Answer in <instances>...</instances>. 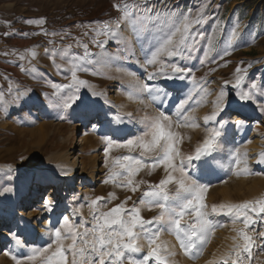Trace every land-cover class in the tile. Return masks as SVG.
<instances>
[{
    "label": "rangeland",
    "instance_id": "1",
    "mask_svg": "<svg viewBox=\"0 0 264 264\" xmlns=\"http://www.w3.org/2000/svg\"><path fill=\"white\" fill-rule=\"evenodd\" d=\"M124 5L135 6L143 13L136 19L140 39L126 20L122 19L120 28H115L117 18L123 17ZM132 10L130 7L129 11ZM201 11L205 22L192 27L193 34L203 35L197 37L198 42L190 54L172 58L162 56L160 62L146 65L150 46L160 39L159 25L145 33L141 24L148 19L149 13L152 19L168 18L170 25L172 18L182 20L183 15L189 13L194 21ZM40 18L44 23H27ZM104 22H111L113 30L118 32L115 39L104 35L97 37L94 30L102 28ZM209 37L214 48L205 56ZM96 39L104 40L105 46H97ZM85 45L87 52L95 56L85 57ZM225 52L228 54L224 55ZM171 64L190 69V72L174 75ZM81 65L87 70H78L77 76L87 81V85L80 87L78 95L85 103L65 108L63 101L74 94V89L54 88L53 84L70 85V69ZM238 68L241 69V83L236 86ZM156 72L160 74L150 82L147 73ZM180 75L184 77L180 78L182 86L171 88L169 82ZM253 82L257 84L253 90L255 99L244 102L251 108L250 114L230 119L227 114L235 111V93L248 91ZM145 85L159 91L151 94L141 91ZM222 89L228 92V107L221 118L244 121L245 125L237 128L229 123L217 141L219 146L208 153L211 156L205 154L200 160H193V167L189 169L194 179L208 185L203 210L209 213L216 227L202 253L195 258L184 252L173 232L167 228L162 230L175 235L177 247L168 252L174 255L161 252L169 264H224L225 260L231 264L236 258L235 246L243 244L238 230L244 228V223L242 218L234 222V217L220 206L264 198V163H257L264 154V112L260 111L264 107L263 0H257L252 7L245 0H0V209L9 206L11 211L10 216H4L0 210V264H18V261L44 264L42 256L35 260L23 258L48 245L51 248L44 256L50 257L56 249V228L62 230L66 264H72L69 233H83L86 226L91 227L93 207L106 212L131 197L127 200V208L135 203L141 207L145 219L157 215L158 209L149 210L139 205L147 183L132 192L119 186L122 176L118 182H105L110 170H119L118 166L113 168L116 157L138 155L139 150L129 153L128 149L113 146L106 156L107 142L103 138L107 136L122 143L142 136L150 120L164 112L171 118V130L181 137L176 145L180 153L176 157L179 165L181 159L194 156L195 149L209 136V130L217 127L215 122H206L204 117L213 112V102ZM153 95L157 100L152 99ZM88 98L93 101L92 107L86 103ZM181 100L188 101L182 109L186 110L187 120L178 125L177 105ZM113 120L117 123L111 128ZM79 137H89L91 142L78 145ZM253 143H257L260 150L257 159L251 155ZM73 158L79 161L77 174L68 178ZM236 158L242 161L239 166L235 164ZM145 163L151 167L152 161L145 158ZM91 171L93 178L87 181ZM48 172L62 177L57 186H53L50 177L44 178ZM23 175L30 179L27 199L14 201L10 206L2 193L6 188L15 195L21 191ZM165 176L164 167L157 166L151 174L149 169H142L135 179L156 184ZM51 186L54 193L48 200L52 208L49 211L44 198ZM176 187L173 182L167 189L174 192ZM110 193H115V197H110ZM97 197L104 201L91 206V201ZM213 206L217 209L215 213ZM68 207L73 211L71 215ZM250 215L256 223L245 231L253 238L254 245L250 250L251 258L243 254L244 264H264V237L260 236L264 232V214ZM64 216L69 218L68 226L63 223ZM24 218L29 227L39 219V224L30 228L34 230L31 237L22 231ZM192 219L190 213L186 214L182 223ZM160 237L161 233L158 244ZM139 243L143 245L141 252L132 254L136 260L142 259L149 247L145 244L147 240L141 239ZM80 246L77 241V248ZM215 248L221 253L214 260ZM121 264H129L127 258ZM148 264L160 262L150 258Z\"/></svg>",
    "mask_w": 264,
    "mask_h": 264
},
{
    "label": "snow or ice",
    "instance_id": "2",
    "mask_svg": "<svg viewBox=\"0 0 264 264\" xmlns=\"http://www.w3.org/2000/svg\"><path fill=\"white\" fill-rule=\"evenodd\" d=\"M120 8V5H116ZM133 10L130 12L129 8ZM123 17L117 18L115 28H120V21L126 20L132 24V30L137 39L140 36L137 31L136 19L137 16H143L142 12L135 6L124 5L122 8ZM205 22L203 11L198 14L197 18L193 21L190 18V13L183 15L182 20L180 17L172 18L169 25L168 18L161 20L159 16L152 19L151 13L146 21H141L145 33L150 32L151 28L155 25L160 26V32L155 45L150 46V55H146V65H154L160 62L162 56L169 58L181 57L185 54H190L191 49L195 48L197 44V37H202V33L193 34V24H200ZM29 24H42L44 19L28 20ZM97 37L104 35L115 39L118 35L117 31L113 30L111 22H104L102 28L94 30ZM94 43L99 47L105 46L104 40L96 39ZM85 47V57L95 56L94 53L87 52V45ZM214 48L213 40L208 38V44L204 49V54H209V49ZM225 52L224 55H227ZM24 57L21 56V59ZM99 63V61H96ZM171 69L174 75L190 72V69L179 67L177 64H171ZM78 70H87L83 65L73 66L71 71V84L70 85H57L53 84L54 88H69L74 89V94L67 97L63 101V107L70 108L73 105L79 106L84 104L85 101L78 95L81 86L87 85V81L80 79L77 76ZM241 69H237L236 86L241 83V77L239 72ZM156 73H147L149 80L159 75ZM172 78V77H168ZM179 78L183 79V75ZM227 83V82H225ZM257 88V84L253 82L248 91H237L235 94L240 101L253 102L255 99L253 90ZM141 91H147L151 94L153 91H159L145 85ZM167 95V93H165ZM228 92L221 90L216 96L214 103V110L210 115L204 117L206 122H215L217 127L209 130V136L204 140L201 147L195 149L194 156H187L180 160L179 165L176 163V157L180 154L176 145L180 141L181 137L178 132L171 130V118L169 115L161 112L158 116L153 117L147 130L142 136L133 137L127 139L124 142H117L110 137H104L107 142V147L104 149L105 154L113 148H125L129 150V153L139 150L138 155H123L116 157L113 160V168L118 166L119 170H110L109 177L105 180H112L118 182L119 177H123L122 181H119V186L130 189L132 192H136L142 183H147L148 187L142 192L139 199V205L147 206L149 210L152 208L158 209L157 215L150 219H145L141 214V207L135 203L131 208H127V200L131 197H126L124 201L115 205L106 212L98 211L93 207L92 219L94 223L91 227H85L83 233L71 232L72 243L68 245V250L73 253L72 264H121L124 258H127L129 264H148L150 258H155L160 264H169L165 255H162V250L166 251V246L158 244L157 240L162 230L167 228L168 231L173 232L176 238L179 240L180 247L186 254L191 255L193 258L202 253L204 246L207 244L210 234L213 232L216 225L209 218V213L203 209L206 207L204 204L205 193L208 190V185L199 183L196 179L189 174V169L193 167V160H200L202 155L210 153L214 148L218 147L217 141L222 136L223 130L229 123L234 124L237 128H241L245 125L244 121H231L229 119L221 118V114L224 113L228 107L227 105ZM155 101L157 97L152 96ZM163 103V101H161ZM188 101L181 100L177 105V124L187 120L185 104ZM260 111L264 112V107L260 108ZM191 126V125H190ZM237 157L239 156V149L236 150ZM246 155V154H245ZM264 155V154H261ZM145 158L151 159V167L145 163ZM239 158L235 159V164L239 166L241 164ZM107 163V161H106ZM257 163H264V160H258ZM157 166H163L166 171V176L159 180L158 183L152 184L145 181H137L136 175L142 169L155 170ZM246 170V169H245ZM178 173V175H177ZM177 185L174 192H169L167 186L170 183ZM110 197H115V193H110ZM104 201V198L97 197L91 201V206H96L98 203ZM45 206L52 210L49 201H45ZM221 210L227 209V214L234 217L235 220L242 218L244 228L239 229V236L242 237L243 244H237L235 246V259H232L231 264H244L243 254H248L251 258V249L254 245L253 238L248 234L245 229L256 223L252 214H264V198L257 199L255 201H245L239 204L221 205ZM216 206H213L212 211L216 212ZM191 214L193 219L191 222L182 221L185 220L186 214ZM69 218L63 217V223L68 226ZM62 230L56 228L54 232L56 249L50 257L44 256V253L51 248L35 249L33 254L26 256L25 260H35L37 256H42L44 264H66L65 247L61 240ZM261 237H264V232L260 233ZM144 239L148 241V252L142 257V259H133L132 254L140 253L143 245L139 243V240ZM235 239V238H234ZM77 241L80 242V247L77 248ZM19 244L20 241L16 240ZM155 245V246H153ZM168 255H174V253H168ZM79 257V260L77 259ZM15 259V257H13ZM18 264H21L18 261ZM224 264H228L225 260Z\"/></svg>",
    "mask_w": 264,
    "mask_h": 264
},
{
    "label": "bare ground",
    "instance_id": "3",
    "mask_svg": "<svg viewBox=\"0 0 264 264\" xmlns=\"http://www.w3.org/2000/svg\"><path fill=\"white\" fill-rule=\"evenodd\" d=\"M174 77V76H173ZM150 82H153L152 81V79L150 80ZM170 87L171 88H179V87H181L182 86V81L180 80V78L178 77V78H175L174 80H171L170 82ZM130 98H134V97H130ZM233 102H235V106H234V108H235V111H233L232 112V114H230L229 115V113L227 114V116L231 119V118H235V119H240V118H242V115H246V114H250V112H251V108L250 107H247L245 104H244V101H240L239 100V98L238 97H235L234 99H233ZM87 105L89 106V107H92L94 104H93V101L91 100V99H89L88 98V100H87ZM228 112V111H227ZM226 114V113H225ZM237 114V115H236ZM113 124H111L110 125V127L112 128V127H114L115 125H116V121L115 120H113V122H112ZM228 131V130H227ZM78 141H79V143L80 144H78V145H83L85 142H91V140H90V138L89 137H86V138H83V137H79V139H78ZM256 144L257 143H253V150H252V152H251V155L252 156H254V158L255 159H257V157L259 156V153H260V150L257 148V146H256ZM256 146V147H255ZM86 148V147H85ZM83 149V148H82ZM85 150V149H84ZM250 154V153H249ZM208 156H211L210 154H208ZM259 158H261V160H264V155L262 156H260ZM258 158V159H259ZM62 160V159H61ZM63 161V160H62ZM252 161V160H251ZM62 163H64V162H62ZM79 164V161H77L76 160V158H73V163H71L70 165H69V174H68V178H71V177H73V176H75V174H77V172H76V169H77V165ZM83 164V163H82ZM94 166H95V164H94ZM78 171V170H77ZM94 171V170H93ZM93 171H91L90 173H89V178H88V180L87 181H89V180H91L92 178H93ZM63 173V172H62ZM51 178V181H52V184H53V186H57L58 184H59V180L62 178L61 176H57V175H55V174H51V173H47V175L44 177V178ZM74 178V177H73ZM29 180L30 179H28V176L27 175H23L22 176V179H21V184H22V187H21V191H19V192H17L16 193V195H15V193L13 194L9 189H5L4 191H3V193H2V195H3V197H5V199H6V201L8 202V204L10 205V206H12L13 205V203H14V201L16 202V201H20L22 198H26V191L27 192H29V184H28V182H29ZM21 186V185H20ZM36 187V186H35ZM51 188V191H50V193L47 195V196H45V198H44V201H48L49 199H51L52 197L50 196V195H53V193H54V189L52 188V186L50 187ZM50 188H48V190L50 189ZM47 190V191H48ZM38 191V190H37ZM23 192H25V194L23 193ZM36 192V191H35ZM56 192V191H55ZM46 194V192L44 193V195ZM38 195H39V193H38ZM27 199V198H26ZM25 201H27V200H25ZM25 204V203H24ZM8 206V205H7ZM9 206H8V208L7 209H0L1 210V212H2V215H4V216H10V212L11 211H9ZM69 207H68V211H69ZM72 210V209H71ZM69 211V214L71 215L72 213H73V211ZM226 212H227V210H226ZM30 213V212H29ZM76 214V213H75ZM67 215V214H66ZM27 216H30V215H27ZM2 217V216H1ZM5 218V217H4ZM7 220H9L10 221V218L8 219V217H7ZM25 218L24 219H22V231L23 232H27L28 233V237H31V236H33L34 235V230L33 229H30L31 227H34V226H36L37 224H39V219L38 220H35L34 221V223L32 224V225H30V227L26 224V222H25ZM4 222H6V221H4ZM174 234H169V232H165V231H162L161 232V237H160V242H159V244H163V245H165L166 246V251H164L165 253H168V252H171V251H173L177 246H176V244H175V238H174ZM177 243V242H176ZM146 245H148L147 243H145ZM213 259L215 260L216 258H218L219 257V255H220V250H219V248H215L214 250H213ZM0 259L2 260V257H0ZM212 259V260H213ZM209 261V260H208ZM207 261V262H208ZM68 264V263H67Z\"/></svg>",
    "mask_w": 264,
    "mask_h": 264
},
{
    "label": "trees",
    "instance_id": "4",
    "mask_svg": "<svg viewBox=\"0 0 264 264\" xmlns=\"http://www.w3.org/2000/svg\"><path fill=\"white\" fill-rule=\"evenodd\" d=\"M245 1L248 3V6L249 7H252L257 2V0H245ZM263 4H264V0H263Z\"/></svg>",
    "mask_w": 264,
    "mask_h": 264
}]
</instances>
